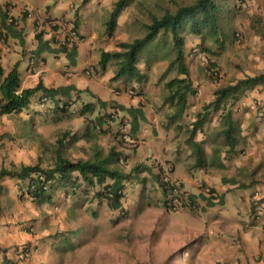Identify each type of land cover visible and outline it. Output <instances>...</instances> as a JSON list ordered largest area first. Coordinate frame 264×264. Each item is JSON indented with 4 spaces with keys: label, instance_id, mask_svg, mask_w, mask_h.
<instances>
[{
    "label": "crops",
    "instance_id": "crops-1",
    "mask_svg": "<svg viewBox=\"0 0 264 264\" xmlns=\"http://www.w3.org/2000/svg\"><path fill=\"white\" fill-rule=\"evenodd\" d=\"M9 1L17 3L12 13L20 17L12 16L8 21L14 19L16 28L22 29L24 35L23 44L18 42L6 51L8 64L0 62L4 72L17 62L20 88H32L41 82L45 88L62 87L64 90L51 95L37 90L31 97L30 103L40 110L37 107L39 96L41 93L47 94L51 100L48 106L50 113L45 121L32 117L34 134L25 130L19 135L25 144L10 146L2 136L5 134H0V168L36 164L41 159V153L48 152L46 146L50 147L49 152H53V162L56 149L53 148V142L57 137L47 135L49 133L44 130L47 125L55 133L60 131L62 134L66 132L67 136L70 134L61 152L71 160L86 159L95 150L105 154L115 145L125 155L123 160L128 169H124L125 172L137 164L143 165L133 181L146 178L148 182L158 178L160 166L168 163L173 167V177L182 182L196 203L197 208L193 212L200 214L201 218L197 224L199 228L193 233L197 242L192 248L195 252L191 262L264 264V121L253 118L254 99L264 101V83L243 88L234 98L236 100L230 103L232 117L239 126L245 125L244 132L236 137L232 151L226 152L227 146L222 141L219 144L221 137L196 138L195 134L194 140L200 143L207 154L206 163L202 167H195L190 143L178 144L173 138L172 129H169L170 133L166 132L161 112L157 109V106H162V97L155 83L162 72L150 78L144 66L139 64L143 56L137 63V68L145 74L140 81L128 76L114 78L116 66L111 64L113 61L105 69L100 68L101 51L119 50L117 43L128 40L127 36H118L115 29L110 36L106 33L105 17L114 0H0V7ZM106 3L110 6H105ZM20 5H25V8L20 10ZM102 6L105 11H102ZM123 11L116 19L115 28L122 25ZM101 18L104 20L102 24ZM191 47L185 42V61L192 56ZM164 59V53H149L146 62L162 63L161 71H164L168 65V60ZM255 69L259 73L264 72V60ZM213 97L212 93L206 103ZM100 101L105 105L100 106ZM30 103L28 106L31 109ZM87 103L93 106V110L80 114ZM114 105L141 110L142 116L138 115L137 128L133 134L132 117L127 111L120 110L111 119L107 118ZM72 109L76 111H69ZM25 116L31 117L28 112ZM119 135H125L121 142L118 141ZM38 137L43 146L38 142ZM64 150L67 152L64 153ZM252 170L256 172L252 173ZM140 173L141 178L138 176ZM76 176L74 172L73 178L78 184L75 189L73 184H65L60 180L39 197L20 195L28 176L22 179L8 176L0 178V264H69V259H65L67 262L60 259L62 246L59 242L63 238L71 239L75 233L77 197L74 192L84 183ZM198 182L209 186L215 192V197L201 193ZM109 183L111 180H106L88 189L86 194H92L98 205L113 216L125 215L130 204L126 193L117 209L110 207L99 193ZM114 244L108 250L113 255V263L104 264H138L130 255L131 249L118 248L117 243ZM21 245H27L31 250L30 256L24 260H19L17 256ZM63 253L69 256V248ZM124 255H130L126 263L119 261Z\"/></svg>",
    "mask_w": 264,
    "mask_h": 264
},
{
    "label": "rangeland",
    "instance_id": "rangeland-1",
    "mask_svg": "<svg viewBox=\"0 0 264 264\" xmlns=\"http://www.w3.org/2000/svg\"><path fill=\"white\" fill-rule=\"evenodd\" d=\"M192 1L132 0L122 12V25H119L120 28H115L116 34L118 36H127L128 40L141 36L144 34L142 24L149 22L151 15L160 16L166 9L174 11L177 5L187 4ZM223 3L225 8L221 21L222 33L220 34L223 40L222 46L218 47L213 44L207 36L201 38L182 32L185 42L192 47L196 46L199 48L209 60L208 65L216 67L219 75L214 78L208 68L201 63L202 59L197 54L191 53L192 47L190 48L192 56L187 58L186 63L197 93L188 95L187 107L179 119L174 116L176 107L171 105V103L165 102L168 91L162 86L163 80L169 79L174 72L165 76L163 80L161 79V73L160 79L155 83L158 94L162 97V106H157L158 111L161 112V120L165 124L166 132L170 128L172 129L173 138L176 139L178 144L187 142L189 129L191 128L190 123L196 118V113L201 111L202 106L212 95L214 89L234 84L241 78L252 76L251 74H258L259 72L255 68L260 61L264 60V0H223ZM2 5L0 7V62L7 65L6 51L17 45L20 40L9 35L5 31L4 25L10 22L8 18L12 16L19 18L20 16L17 13H14L15 15L12 13V8L17 5L16 2L12 4L9 1L5 4L2 3ZM108 5L109 3H106L105 6ZM23 8H25V5H20L19 9ZM105 10L102 6V11ZM108 15L109 12L106 14L105 21L108 20ZM3 20L5 23H3ZM103 21V18H101L100 24ZM17 30H19L22 38L24 35L22 29ZM157 42L158 44L155 47L150 45L143 51L141 55L143 57L139 63L144 66L150 78L156 76V73L163 72L161 71L163 64L157 61L152 64L149 63V60L146 62V59H148L149 53L157 54L158 52L164 53V58H166L164 60H168L169 56L167 57L165 52L171 42L170 33L163 36L159 35ZM143 62H146L145 65H143ZM156 63L159 64L156 65ZM111 64L113 65V63ZM242 90L243 88L235 93L234 96L227 98L225 106L230 107L232 100H236L234 98H237ZM254 100L256 101H252L255 109L253 118L258 117L261 121H264V113L258 114L259 110L264 107V101L262 99ZM30 105L31 109L29 108L30 106L24 108L29 109L28 111L23 110L18 114L0 116V134H5L2 136H4L6 143H10V146L18 147L19 144H25V140L19 136L25 130L34 134L35 131L31 123L33 121L32 117H38L45 121L49 116V109L37 110L32 103ZM197 108L199 109L197 110ZM27 112L31 117L25 116ZM219 122L220 113H212L211 119L204 123L203 128L198 133H195L196 138L199 136L221 137L219 141V144H221L222 136L218 134L217 129ZM243 126H239L238 135L242 131L244 132L243 128L245 127ZM44 130L49 133L47 135H56L57 139L53 142V148L58 147L59 141L65 144L64 142L70 138V134L63 137L62 132L55 133V130L51 129L49 125L44 127ZM120 138L124 140L122 136ZM33 140L34 144L35 140ZM37 140L39 143L41 142L40 137ZM29 141L27 143L31 144ZM40 145L43 146V142ZM45 149L48 152L43 151L41 159L37 162L41 168H49L52 165L53 152H49L50 147L46 146ZM63 152L66 153L67 151L64 150ZM125 164L122 159L118 167L123 171L124 169L128 170ZM11 166L18 167L20 164ZM251 172L254 173L256 170ZM138 176L141 178L142 173ZM134 179L125 181V193L130 199L128 211L126 210L125 215L113 216L107 209L98 205L92 194L87 195L84 193L82 185L78 187L74 192L76 194L75 197H77V206L74 211L76 217L74 236L69 240L63 238L59 242V245L62 246L60 259L63 262H67L65 260L67 258L69 259V264L113 263V255L108 250L113 248L114 242H116L118 248L131 249L129 251L131 252L130 255L132 259L137 260L138 264H193L191 261L195 251L192 248L197 242L193 237V233L199 228L197 224L201 219L200 214L193 212V210L188 211V209L172 211L164 207L161 203L162 193L158 185V178H153L152 181L148 182L146 178L143 181L139 179L133 181ZM58 181L60 180L56 178L55 183L57 184ZM9 203H11L10 200ZM12 204L15 207L14 202ZM68 248L70 251L69 256L63 253ZM55 251H58V247H56ZM130 255L122 256L119 261L126 263V258Z\"/></svg>",
    "mask_w": 264,
    "mask_h": 264
},
{
    "label": "trees",
    "instance_id": "trees-1",
    "mask_svg": "<svg viewBox=\"0 0 264 264\" xmlns=\"http://www.w3.org/2000/svg\"><path fill=\"white\" fill-rule=\"evenodd\" d=\"M84 2L87 0H83ZM132 0H114L109 11L108 20L106 21V33L108 36L112 35L116 19L119 13L124 10ZM223 0H193L187 4H179L174 11L168 9L160 16L151 15L150 21L142 24L144 34L136 36L131 40L121 41L117 43L119 50L115 51H101L99 65L103 70L107 64L113 61L116 65V73L114 78L120 76H128L140 81L145 74H142L137 68V63L141 58L143 51L148 46H156L158 44L157 37L159 35H166L170 33L171 42L167 48L165 55H167L168 65L161 74V79L171 72L174 74L167 80H163V85L168 91L165 102L171 103L175 106L174 116L179 119L187 107V96L196 93L195 85L190 78L188 65L185 61V40L182 32L193 34L195 36H207L211 42L218 47L222 46V39L220 37L221 21L224 14ZM1 13V12H0ZM3 23L5 21L3 20ZM5 31L12 37L18 38L20 43L23 40L20 37L19 30L16 28L14 19L4 25ZM160 79V78H159ZM264 83V72L252 76H246L237 80L234 84L227 86H220L214 89L213 99L202 106L201 111L196 113V118L190 123L189 136L187 142L192 148V156L194 158V166L202 167L206 163V153L201 147L200 143L194 140V135L197 131L203 128L204 123L211 119L212 113H220V122L218 124V134L222 136V142L227 146L226 152L232 151L236 143V137L239 134V124L237 120L232 117L230 107L225 106L227 98L234 96L240 89L244 87H252L256 84ZM37 90H42L51 95L58 91H63L64 88H45L39 82L32 88H20V75L18 71V63L16 62L7 72H4L0 64V115L19 113L26 108L30 103L31 97ZM87 103L83 105L80 114L91 112L93 106ZM100 106L105 103L100 101ZM68 107V106H67ZM70 107V106H69ZM113 110L108 113L107 118L111 119L112 115L120 110L127 111L132 117L131 134L136 131V124L138 115L142 116L139 109L124 108L118 105L112 106ZM226 107V108H225ZM67 110L66 106L62 107ZM71 112L76 109L69 110ZM221 111V112H220ZM66 137V132L63 133ZM120 136V135H119ZM117 137V136H116ZM118 141H123L118 138ZM63 144L59 141L53 155L52 166L49 168H41L38 163L33 165H20L18 167L11 166L10 168H0V178L4 176L14 178H25L28 175L36 172H43L49 177L58 176L59 180L65 184H73V189L77 187L76 178H73V173H76L77 178L83 180V190L87 193L88 189L94 188L96 185L103 184L106 180H111V183L104 187H110L114 192L113 198L107 202L110 207L117 209L121 206V199L124 195L119 192L124 188L126 180L136 178V175L142 170V164H137L128 172L121 170L118 167L119 162L125 158L122 150L116 149L112 145L104 154L100 150H95L92 156L84 159L78 158L71 160L63 156ZM64 184V185H65ZM43 194V189L38 187L32 192L33 197H39ZM211 200V199H210ZM161 203L164 206L161 197ZM123 209V208H122Z\"/></svg>",
    "mask_w": 264,
    "mask_h": 264
},
{
    "label": "built area",
    "instance_id": "built-area-1",
    "mask_svg": "<svg viewBox=\"0 0 264 264\" xmlns=\"http://www.w3.org/2000/svg\"><path fill=\"white\" fill-rule=\"evenodd\" d=\"M9 21H11V19H9ZM191 53L197 54L202 59L201 63L208 68V71H210L214 78L219 75L216 67H211L210 64L208 65L209 60L206 58V55H204L203 52L199 50V48L196 46L192 47ZM50 102V97L45 93H41L37 101V107L40 110H44L46 108L48 109ZM263 113L264 107H262L259 111L260 115ZM123 138L125 139V135H123ZM160 167L161 172L158 176V184L161 189L164 207L172 211L196 209L197 205L192 199L190 193L185 189L184 185L179 179L173 177V167L168 163H165ZM56 178H58L57 175L49 177L43 172L32 173L28 175L26 186L24 189L20 190V195L33 197L32 192L37 188V186L43 189V193L48 192L55 184ZM197 187L200 189V192L207 197H215L216 195L215 192L209 186H205L203 182H198ZM125 191V187L119 190V192H121L123 195L125 194ZM101 194L106 201L114 197V192L110 189V187L107 186L102 189ZM30 252L31 250L27 245H21L18 248L17 256L20 260H24L30 256Z\"/></svg>",
    "mask_w": 264,
    "mask_h": 264
},
{
    "label": "clouds",
    "instance_id": "clouds-1",
    "mask_svg": "<svg viewBox=\"0 0 264 264\" xmlns=\"http://www.w3.org/2000/svg\"><path fill=\"white\" fill-rule=\"evenodd\" d=\"M159 185V184H158ZM126 188V187H125ZM125 195V194H124Z\"/></svg>",
    "mask_w": 264,
    "mask_h": 264
}]
</instances>
